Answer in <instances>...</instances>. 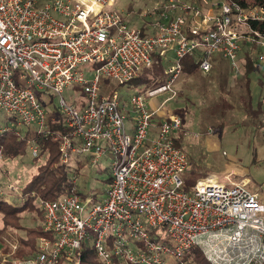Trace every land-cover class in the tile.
Listing matches in <instances>:
<instances>
[{
  "label": "built area",
  "instance_id": "1",
  "mask_svg": "<svg viewBox=\"0 0 264 264\" xmlns=\"http://www.w3.org/2000/svg\"><path fill=\"white\" fill-rule=\"evenodd\" d=\"M114 4L0 0V113L14 119L0 132L15 126L33 129L37 139L53 135L42 104L49 100L41 99L46 94L51 104L58 98L52 105L68 130L53 137L62 164L74 157L91 165L112 158L101 200L74 191L55 200L36 197L44 235L28 257L16 256L14 241L9 252H0V264H81L84 244L98 264H193L186 258L193 246L210 264H264V203L258 192L216 171L187 187V132L163 103L151 104L174 96L186 56H194L203 73L214 58L239 73V56L252 47L255 62L264 64V31L252 27L264 23V5L153 0L137 27ZM162 63V77L148 78L155 84L121 99L117 87ZM70 86L83 93V101L64 98ZM28 144L36 156L35 140ZM10 195L26 199L11 183L0 187V198Z\"/></svg>",
  "mask_w": 264,
  "mask_h": 264
},
{
  "label": "rangeland",
  "instance_id": "2",
  "mask_svg": "<svg viewBox=\"0 0 264 264\" xmlns=\"http://www.w3.org/2000/svg\"><path fill=\"white\" fill-rule=\"evenodd\" d=\"M152 5L153 0H115L112 9L122 15L130 13L126 18L127 23L141 27L144 24L139 14L151 8ZM250 48L252 56L255 57L254 48ZM243 52L239 56V73H234L225 60L217 59L215 63H212L208 73L198 70L191 75L177 77L172 86L174 96L169 100H167L169 95L154 98L151 104L157 107L163 103L162 109L177 115L184 131L187 132L186 148L189 158L197 162L199 168L190 165L189 170L183 174L187 187L191 188L196 180L208 175V172H221L229 174L234 181L247 180L246 185L257 191L264 203V127L257 129L264 123L262 113L264 112L262 111L264 110V76H262L264 71H260L256 66L255 72L250 75V83L246 85L242 75ZM164 64L145 70L142 81L138 83L131 81L117 87L116 90L121 99L127 100L131 94L141 92L146 87L147 81H150L148 78L152 75L159 77L161 70L165 67ZM256 71H258L257 74ZM106 86L108 82L103 81L102 87ZM256 87H258L257 91H260L259 94L254 93ZM63 96L66 99L84 100L83 93L76 90L74 86L67 87ZM49 98L46 94L41 97L44 101ZM57 102L58 98L55 97L52 104ZM258 108H260L259 111ZM8 116L0 113V123H3ZM111 161L112 158L106 156L96 165H91L82 158L78 166L79 164L74 160L69 165L71 170L77 169L78 174L73 181L75 189L83 195L102 193L108 187ZM34 170L35 166L29 157L14 160L2 159L0 160V187L11 183L18 187L20 192ZM240 174L245 176L241 177ZM8 197L11 200L14 195ZM33 223V219L27 217L25 224L29 226ZM8 234L10 235L6 238L7 240L11 238L7 241L10 246L15 241L14 236L22 233L14 231ZM24 248L26 253L31 251L29 246ZM0 252L7 253L9 250L0 249Z\"/></svg>",
  "mask_w": 264,
  "mask_h": 264
},
{
  "label": "trees",
  "instance_id": "3",
  "mask_svg": "<svg viewBox=\"0 0 264 264\" xmlns=\"http://www.w3.org/2000/svg\"><path fill=\"white\" fill-rule=\"evenodd\" d=\"M235 2L242 7H252V6H262L264 5V0H226ZM252 27L254 29L264 31V23L253 22ZM196 58L194 56H186L181 60L182 71L181 75H191L198 71V65L195 64ZM242 69L245 83L248 85L250 83V75L256 70V63L254 57L252 56V50H244L242 58ZM217 58L213 59L215 63ZM132 81V80H131ZM142 77L134 79L132 82H140ZM131 83V82H129ZM155 80L147 81L146 85L150 86L155 84ZM41 94L38 95V98ZM50 97L49 101L43 102V106L47 108V113H49V118L47 120L48 128L53 132V135L47 136L46 138L37 139L33 134V129L31 128H16L12 127L11 130L0 132V150L3 155V159L14 160L20 159L22 157H29L35 166V170L30 174V178L21 188V192L26 196L24 202H20L13 199L9 200V197L0 198V249L7 251L9 250V243L6 237L10 234L9 232L17 231L22 234L14 236V240L19 245L16 256L28 257L32 253L35 247V243L41 235H44L42 230V220L43 213L35 204L36 197L45 200H55L65 194L74 191L79 194L82 198L88 197V194H81L76 190L74 185V180L77 176V169L71 170L70 165L74 160L79 164V160L74 157L72 162L69 164H62L60 161V152L58 149V141L53 138L57 135H64L68 133L67 128L63 125V120L56 110V107L51 104ZM51 104V105H50ZM260 108H258V111ZM264 111V110H262ZM264 115V112H262ZM51 118L53 119L51 121ZM14 123L13 117H7L3 123H0V127L4 124ZM13 125V124H12ZM258 126L257 129L263 128ZM32 131V132H31ZM34 139L38 153L36 156H32L29 152V139ZM190 160V158H189ZM192 160V159H191ZM190 160V165L198 168L197 162ZM81 161V160H80ZM80 166V164L78 165ZM190 168V166H189ZM199 169V168H198ZM79 170V169H78ZM189 170V169H188ZM109 169V178L107 183L111 181ZM106 189L102 193H93L92 200H101L102 195L105 194ZM33 193V196L31 194ZM33 216V217H32ZM27 217L33 219L32 225H26L25 221ZM29 246L31 252H25L24 247ZM83 245L81 264H98L94 253ZM186 258L193 264H210L204 257L202 251L193 246L187 253Z\"/></svg>",
  "mask_w": 264,
  "mask_h": 264
},
{
  "label": "crops",
  "instance_id": "4",
  "mask_svg": "<svg viewBox=\"0 0 264 264\" xmlns=\"http://www.w3.org/2000/svg\"><path fill=\"white\" fill-rule=\"evenodd\" d=\"M260 65H263V66H264V64H257L256 66H258V68L260 69V71H262V70L264 71V67H262V66H260ZM260 71H259V72H260ZM161 72H162V70H161ZM257 72H258V71H256V74H257ZM262 76H264V75H262ZM161 77H162V76H161V73H160L158 78H161ZM257 89H258V87H256V88L254 89V93L259 94L260 91L258 92ZM251 91H252V90H251ZM230 147H231V146H230ZM217 148H218V146H217ZM220 148H221V147H220ZM220 148H219V149H220ZM226 148H228V147H226ZM229 149H230V148H229ZM236 165H237V164H236Z\"/></svg>",
  "mask_w": 264,
  "mask_h": 264
},
{
  "label": "bare ground",
  "instance_id": "5",
  "mask_svg": "<svg viewBox=\"0 0 264 264\" xmlns=\"http://www.w3.org/2000/svg\"><path fill=\"white\" fill-rule=\"evenodd\" d=\"M236 182H238V183H241V182H243V183H245V184H246L247 180H243V179H241V180H239V181H236Z\"/></svg>",
  "mask_w": 264,
  "mask_h": 264
}]
</instances>
